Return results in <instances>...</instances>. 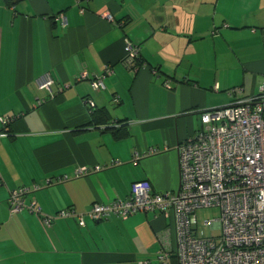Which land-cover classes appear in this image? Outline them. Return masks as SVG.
<instances>
[{
  "label": "crops",
  "instance_id": "1",
  "mask_svg": "<svg viewBox=\"0 0 264 264\" xmlns=\"http://www.w3.org/2000/svg\"><path fill=\"white\" fill-rule=\"evenodd\" d=\"M263 31L264 0H0V117H13L0 137V264H157L169 217L47 226L40 214L10 213L8 193L37 184L24 201L52 215L124 199L137 181L175 192V146L200 127V112L228 104L232 87L242 89L235 98L256 93ZM125 38L138 46L136 71L123 62ZM105 66L103 87L92 89L88 77ZM45 74L49 90L37 86ZM134 151L144 156L132 162ZM80 166L88 174L74 176Z\"/></svg>",
  "mask_w": 264,
  "mask_h": 264
},
{
  "label": "built area",
  "instance_id": "2",
  "mask_svg": "<svg viewBox=\"0 0 264 264\" xmlns=\"http://www.w3.org/2000/svg\"><path fill=\"white\" fill-rule=\"evenodd\" d=\"M104 17L111 20L110 14ZM59 18L64 21L61 14ZM123 50L125 66L136 71L138 46L125 38ZM110 72V67L105 66L101 74L88 77L89 86L102 88V79ZM77 78H86V74ZM51 83L45 74L37 86L49 90ZM164 84L169 87L168 82ZM241 90L240 86L228 89L226 94L232 97L228 104L201 111L200 127L175 146L178 167L175 192H155L148 182L137 181L130 185L124 199L94 202L84 213L63 208L45 215L34 202L24 201V196L39 189V185H24L9 191V212L25 209L40 214L41 222L47 226L54 218L73 217L82 226L83 215L98 221L110 216L126 218L137 212H156L169 217L171 222V229L157 236V264H264V77L254 95L235 98ZM84 102L93 107L91 100ZM12 118L0 117V137L7 135ZM154 152L149 149L146 154ZM142 156L143 153L132 152V162ZM118 163L112 160L109 165ZM102 168L94 165L90 169L94 172ZM88 172L85 166H80L73 174ZM66 179L62 175L45 183ZM206 207H216L218 215L202 221V225L218 230L217 234L205 235L197 227L195 211Z\"/></svg>",
  "mask_w": 264,
  "mask_h": 264
},
{
  "label": "rangeland",
  "instance_id": "3",
  "mask_svg": "<svg viewBox=\"0 0 264 264\" xmlns=\"http://www.w3.org/2000/svg\"><path fill=\"white\" fill-rule=\"evenodd\" d=\"M195 215L197 218V227H199L205 235L218 233V230H211L208 228V226L202 225V221L212 219L218 215V210L216 207L198 208L195 211Z\"/></svg>",
  "mask_w": 264,
  "mask_h": 264
},
{
  "label": "trees",
  "instance_id": "4",
  "mask_svg": "<svg viewBox=\"0 0 264 264\" xmlns=\"http://www.w3.org/2000/svg\"><path fill=\"white\" fill-rule=\"evenodd\" d=\"M106 128H109V129H111V131H112V133H113V136L115 137V138H119V137H121V136H124L125 135V130H121V129H119V130H117L116 128V126L115 125H110V126H108V127H106Z\"/></svg>",
  "mask_w": 264,
  "mask_h": 264
},
{
  "label": "water",
  "instance_id": "5",
  "mask_svg": "<svg viewBox=\"0 0 264 264\" xmlns=\"http://www.w3.org/2000/svg\"><path fill=\"white\" fill-rule=\"evenodd\" d=\"M262 35H263V42H264V31L262 32Z\"/></svg>",
  "mask_w": 264,
  "mask_h": 264
}]
</instances>
